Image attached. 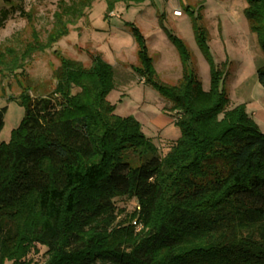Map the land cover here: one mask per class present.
<instances>
[{
	"label": "trees",
	"instance_id": "1",
	"mask_svg": "<svg viewBox=\"0 0 264 264\" xmlns=\"http://www.w3.org/2000/svg\"><path fill=\"white\" fill-rule=\"evenodd\" d=\"M93 1L71 0L66 19L55 13L45 42L3 46L0 73L22 70ZM103 1L111 12L146 0ZM245 1L264 58V0ZM131 29L133 70L177 112L178 138L159 157L139 122L106 99L112 69L101 55L86 67L58 54L54 88L32 97L25 85L23 116L0 141V264H264V133L243 103L229 107L200 25L193 29L209 89L187 68L174 84L160 83L143 35ZM172 40L185 61L183 43ZM255 71L264 88V59ZM117 197L133 199L132 211L118 209ZM36 245L40 263L28 257Z\"/></svg>",
	"mask_w": 264,
	"mask_h": 264
},
{
	"label": "rangeland",
	"instance_id": "2",
	"mask_svg": "<svg viewBox=\"0 0 264 264\" xmlns=\"http://www.w3.org/2000/svg\"><path fill=\"white\" fill-rule=\"evenodd\" d=\"M59 1L0 0V17L5 13L0 24V49L10 45L20 50L35 41L45 42L54 14L68 18L62 10L71 0ZM245 8V0H146L127 6L119 2L107 12L103 0H94L79 19L66 23L65 33L51 46L33 50L22 70L0 73V109L4 108L0 141L9 140L23 116L19 97L25 85L32 97L54 88L58 54L87 67L90 56L97 52L112 69L113 87L106 99L114 105V113L133 116L162 157L180 134L174 123L177 112L170 110L169 102L133 70L138 58L131 28L136 27L143 35L160 83L174 84L187 68L195 71L204 89H209L210 65L196 42L194 22L205 30L212 63L223 71V82L219 84L229 97V107L243 103L264 133V88L255 71L264 58L258 33L247 19ZM174 9L180 14L173 15ZM173 36L188 53L185 61ZM113 200L123 213L132 211L135 205L133 199ZM43 252L44 248L36 245L28 257L40 263Z\"/></svg>",
	"mask_w": 264,
	"mask_h": 264
},
{
	"label": "built area",
	"instance_id": "3",
	"mask_svg": "<svg viewBox=\"0 0 264 264\" xmlns=\"http://www.w3.org/2000/svg\"><path fill=\"white\" fill-rule=\"evenodd\" d=\"M172 14H173V15H179L180 13H179V11H178L177 9H174V10L172 11ZM141 79L143 80V77H142Z\"/></svg>",
	"mask_w": 264,
	"mask_h": 264
},
{
	"label": "crops",
	"instance_id": "4",
	"mask_svg": "<svg viewBox=\"0 0 264 264\" xmlns=\"http://www.w3.org/2000/svg\"><path fill=\"white\" fill-rule=\"evenodd\" d=\"M176 16V15H175Z\"/></svg>",
	"mask_w": 264,
	"mask_h": 264
}]
</instances>
